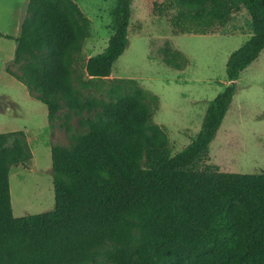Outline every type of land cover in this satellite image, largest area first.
Segmentation results:
<instances>
[{"label": "trees", "instance_id": "16d2710c", "mask_svg": "<svg viewBox=\"0 0 264 264\" xmlns=\"http://www.w3.org/2000/svg\"><path fill=\"white\" fill-rule=\"evenodd\" d=\"M133 0H115L111 34L85 62L89 87L107 79L124 52ZM187 33L214 34L245 12L250 36L225 63L228 84L212 98L199 130L172 154L152 119L158 97L133 78H115V100L83 99L72 84L90 21L74 0H28L6 71L40 95L49 113L58 101L65 117L94 112L69 146L50 150L54 207L15 217L9 170L27 166L21 147L5 148L0 133V264H98L105 252L123 264H264V172L221 171L208 164L214 139L240 73L264 50V0H176ZM165 63L176 70L174 58ZM124 92V93H122Z\"/></svg>", "mask_w": 264, "mask_h": 264}, {"label": "rangeland", "instance_id": "374dc122", "mask_svg": "<svg viewBox=\"0 0 264 264\" xmlns=\"http://www.w3.org/2000/svg\"><path fill=\"white\" fill-rule=\"evenodd\" d=\"M74 1L90 21L82 55L72 64L76 93L83 99L115 100L116 95L108 93V83L115 78L135 79L158 97L152 119L164 128L171 153L183 149L199 130L208 102L228 84L226 60L250 36L247 14H234L219 33L192 34L184 29L185 12L176 0H133L124 52L107 79L83 87L86 59L100 53L111 34L108 11L115 0ZM1 37L0 133L6 136L5 148L21 147L29 155L27 166L11 167L8 176L12 214L19 217L54 207L50 150L69 146L72 135L85 132L95 113L83 111L67 119L61 100L49 113L38 93L6 71L8 67L19 73V64L13 63L16 42ZM166 58H174L182 68L167 65ZM206 163L226 172H264V50L236 80ZM96 263L123 264L105 252Z\"/></svg>", "mask_w": 264, "mask_h": 264}, {"label": "crops", "instance_id": "0c3cea01", "mask_svg": "<svg viewBox=\"0 0 264 264\" xmlns=\"http://www.w3.org/2000/svg\"><path fill=\"white\" fill-rule=\"evenodd\" d=\"M27 1L28 0H0L1 34L10 35L12 37H16L19 34L20 26L25 16Z\"/></svg>", "mask_w": 264, "mask_h": 264}]
</instances>
